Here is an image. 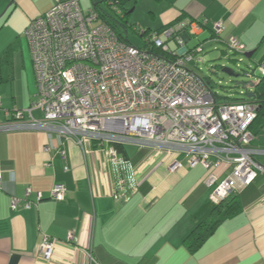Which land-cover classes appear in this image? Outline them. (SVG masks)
I'll use <instances>...</instances> for the list:
<instances>
[{
	"label": "crops",
	"instance_id": "obj_1",
	"mask_svg": "<svg viewBox=\"0 0 264 264\" xmlns=\"http://www.w3.org/2000/svg\"><path fill=\"white\" fill-rule=\"evenodd\" d=\"M54 3L0 0V11L5 9L0 23V122L8 120L7 112L27 109L36 100L37 81L24 33ZM151 13L156 27L146 29L153 31L177 24L180 17L196 24L207 20L195 34L181 32L187 51L201 46L188 45L192 36L225 45L237 38L245 48L242 54H249L247 66L264 62V0H154ZM217 23L222 24L219 35ZM196 62L188 63L194 72L191 64ZM34 115L42 116L40 111ZM252 144L264 149V127ZM176 158L185 160L139 149L129 155L140 186L129 200L118 201L108 192L114 180L101 175L98 156L84 154L74 141L36 131L0 134V264H93L89 253L97 264H264V178L238 191V210L193 253L187 237L210 217L217 204L211 196L231 169L219 171L217 183L208 186L203 166L190 168L183 161L184 168L172 170ZM258 161L264 166V156ZM55 184L66 188L63 201L51 198ZM69 232L88 254L63 243ZM44 236L61 242L52 260L38 254Z\"/></svg>",
	"mask_w": 264,
	"mask_h": 264
},
{
	"label": "built area",
	"instance_id": "obj_2",
	"mask_svg": "<svg viewBox=\"0 0 264 264\" xmlns=\"http://www.w3.org/2000/svg\"><path fill=\"white\" fill-rule=\"evenodd\" d=\"M206 25L207 20L198 24L181 20L144 36V46L139 47L122 39L93 7L84 10L80 0H55L25 31L37 81L36 100L27 109L7 112L0 134L36 131L74 141L84 154L98 156L101 175L114 180L108 192L118 201L137 193L140 181L137 167L115 145L161 152L168 158L183 156L185 160L172 162V170L184 168L183 161L190 168L203 166L208 186L217 183L219 171L231 169L211 196L218 204L264 178V166L258 161L264 149L252 144L256 137L250 126L257 118V105L218 101L207 80L188 67L202 48L187 51L180 34L186 30L195 34ZM221 30L222 24H215L216 34ZM228 46L244 53L237 38ZM256 71L264 75V62ZM246 76L255 77L256 83V76ZM34 111L42 116L36 117ZM65 193L64 185L55 184L51 198L63 201ZM12 204L16 208L17 199ZM63 243L76 252L83 250L73 232ZM59 244L44 236L38 254L52 260Z\"/></svg>",
	"mask_w": 264,
	"mask_h": 264
},
{
	"label": "trees",
	"instance_id": "obj_3",
	"mask_svg": "<svg viewBox=\"0 0 264 264\" xmlns=\"http://www.w3.org/2000/svg\"><path fill=\"white\" fill-rule=\"evenodd\" d=\"M128 1L132 0H91V7H93L99 13L101 19L106 22L109 26H111L122 39H125L127 41L129 40L128 37L124 36L123 29L125 30V32L128 33V27H132L134 31L142 38H144V36L146 35H150L153 32H161L163 28H167V26H165L159 31H153L151 29L139 28L134 24H129L128 15L130 14V12L125 8V4ZM104 4L105 6H103ZM118 11H121V13H119ZM182 18L183 17H180L177 23H179ZM172 25L175 24L173 23ZM169 26L170 25H168V27ZM162 56L168 58L167 54L163 53ZM246 56H249V54H246ZM218 66L219 65H216L215 67L217 68ZM256 70L257 68H253L251 66H247L244 69L245 75H254L257 77V81L256 86L254 88H248L244 91L242 90L240 93L241 97L230 95L219 96L217 93L214 92L216 95V99L221 102L249 101L257 105V118L250 126V130L255 135V137H257V135L264 127V75L258 73ZM206 80L212 88L211 79L208 77L206 78ZM234 82H237V80H235ZM115 146L118 151L125 156L126 159H129V153L127 151L126 146ZM239 193L240 192H234L225 200L216 204L210 214V217L207 220L199 223L195 227V229L191 232V234L187 237L186 240V244L191 252H197L200 247L204 244V242L214 233L218 226L223 223L226 219L231 217L238 210V204L240 203L238 198Z\"/></svg>",
	"mask_w": 264,
	"mask_h": 264
},
{
	"label": "rangeland",
	"instance_id": "obj_4",
	"mask_svg": "<svg viewBox=\"0 0 264 264\" xmlns=\"http://www.w3.org/2000/svg\"><path fill=\"white\" fill-rule=\"evenodd\" d=\"M154 1V0H153ZM153 1L151 0H137V1H128L125 4V8L130 12L129 24H134L139 28L146 29V27H156L154 24L152 16V5ZM81 5L84 10H88L91 7V0H81ZM105 6V4L103 5ZM134 10V11H132ZM5 9L0 11V23L4 17ZM125 37H128L130 43L143 47L144 39L140 37L132 27H128V33L123 29ZM8 34V33H7ZM25 34V33H24ZM26 37V36H25ZM24 39V38H23ZM204 37L192 36V39L188 42L190 47H194L196 44H201L203 48V53L199 54V58L196 62L197 65L191 64L192 67L196 70L198 75L202 78L210 77L212 81V88L215 93L219 96H237L241 97V91L244 89L242 87H237L236 79L228 76L222 71L223 67H228L233 69L240 76L237 78V81L248 82L255 80V77L248 78L244 74V69L247 67L246 55L233 52L228 44L223 43H212L210 44L209 40H204ZM217 41V40H216ZM233 59V60H230ZM219 65L217 68H212V65ZM247 64V65H246ZM215 66V65H214ZM222 66V67H221ZM251 89V88H250ZM127 151L130 156H134L138 151V147L132 145H126Z\"/></svg>",
	"mask_w": 264,
	"mask_h": 264
},
{
	"label": "water",
	"instance_id": "obj_5",
	"mask_svg": "<svg viewBox=\"0 0 264 264\" xmlns=\"http://www.w3.org/2000/svg\"><path fill=\"white\" fill-rule=\"evenodd\" d=\"M134 11V10H132ZM222 67V66H221ZM222 71L227 74L228 76L234 78L237 80V78L240 76L239 74H237L233 69L228 68V67H223ZM236 86L237 87H242L244 90L248 89V88H254L256 86V83L254 81H248V82H240L237 81L236 82ZM251 97V96H250Z\"/></svg>",
	"mask_w": 264,
	"mask_h": 264
}]
</instances>
